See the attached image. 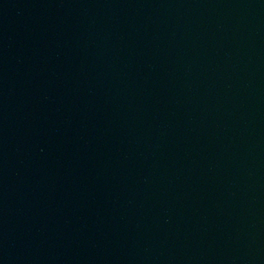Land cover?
Returning a JSON list of instances; mask_svg holds the SVG:
<instances>
[{
  "label": "water",
  "instance_id": "obj_1",
  "mask_svg": "<svg viewBox=\"0 0 264 264\" xmlns=\"http://www.w3.org/2000/svg\"><path fill=\"white\" fill-rule=\"evenodd\" d=\"M0 264H264V0H0Z\"/></svg>",
  "mask_w": 264,
  "mask_h": 264
}]
</instances>
